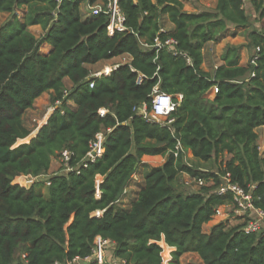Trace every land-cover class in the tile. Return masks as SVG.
<instances>
[{
	"label": "trees",
	"instance_id": "1",
	"mask_svg": "<svg viewBox=\"0 0 264 264\" xmlns=\"http://www.w3.org/2000/svg\"><path fill=\"white\" fill-rule=\"evenodd\" d=\"M244 1L260 25L248 35L254 51L248 63L240 64L242 46L226 45L212 72L202 70L207 43L225 38L228 26L250 24ZM84 2L107 0H0V14L8 16L0 25V264L86 257L80 264H99L90 258L97 237L118 260L101 264H180L186 253L203 264H264V237L243 231L246 217L229 228L219 222L202 230L218 207L231 203L214 193L225 174L264 214V155L256 132L264 127V0H216L214 10L195 12L184 11L180 0H116L125 30L113 35L103 13L82 19ZM22 8L20 19L15 12ZM31 26L41 28L38 38ZM155 38H172L174 50L155 47ZM43 45L50 47L46 53L39 52ZM121 56L129 61L109 76L90 77L92 67ZM155 86L175 104L170 123L140 113L142 106L150 112ZM48 91L58 106L28 143L19 144L29 135L23 115ZM97 134L104 152L83 167ZM177 143L181 151L174 157ZM63 151L70 170L42 178L44 192L36 181L28 189L14 183L20 176L41 178ZM144 156L164 161L144 175L124 208L119 196ZM209 160L215 172L196 166ZM182 174L205 184L176 191ZM94 211L102 213L90 217ZM161 241L173 249L166 263Z\"/></svg>",
	"mask_w": 264,
	"mask_h": 264
},
{
	"label": "rangeland",
	"instance_id": "2",
	"mask_svg": "<svg viewBox=\"0 0 264 264\" xmlns=\"http://www.w3.org/2000/svg\"><path fill=\"white\" fill-rule=\"evenodd\" d=\"M182 5H183L184 11H188V10L190 12L205 11V10L212 11L214 10V7H215V1L214 0H182ZM243 8H244L246 17L249 19L250 24L246 27H239V28L228 26L227 31L225 32L226 37L224 38L225 39L224 41L221 40L218 43H207L204 46L205 50L203 52V64L201 66V68L204 71L212 72L214 67L220 63V56L222 55L223 48L226 45L242 46V49L240 52V64L245 65L248 63L249 59L254 53L253 49L250 47V44H249L250 41H249L248 35L251 30H258L260 25L256 22L255 14H253L252 7L248 1H244ZM80 9H82L81 10L82 13L85 12L86 15L87 14L89 15V13H87L88 11L86 10L84 3L80 5ZM25 10H26L25 8L17 10L15 12L16 16H18V18L21 19L23 13H25ZM85 13H83V15H85ZM7 17L8 16L6 14H0V25L3 22H5ZM163 20H164L162 21L163 26L167 28L168 22L166 21V19H163ZM43 49H44V46L41 47L39 52H43ZM119 60H121V62H123V60L127 61V57L122 56L119 59H116L114 61L111 60L105 63L98 64L92 67L91 71L96 72L98 70L106 68L108 65L116 64L115 62ZM67 88H69V86ZM43 101L44 102H42V104L40 105V111H38L35 115L26 114L24 118L25 124L29 122L31 125H37L38 123H42L44 120L46 121L48 117L51 115L54 107L58 106L56 103L52 104L51 100L48 98H44ZM67 105L70 106L72 105V103L68 102ZM47 114L48 116H46ZM256 132L258 135L257 137V145L259 148L258 150L261 155H264V127H262L261 129L260 127L257 128ZM222 159L223 161H225L228 159V156L224 155ZM185 160L188 164L195 165L193 163L195 159H193L190 155L185 154ZM163 161H164V158L160 159L158 157L148 158V159L141 158V164L136 169L135 178L131 179L128 185L126 186L127 195H125L123 200L119 203L121 206H123L124 208L129 207L132 199L134 198V194H136L139 188L138 186L141 183L144 175L148 173L151 169L160 166ZM213 163H212V160L211 161L209 160L206 164L202 163L196 166L204 167L210 172H212V171H215L217 167L216 164L213 165ZM26 178L27 176L23 178H16L14 180V183L20 184V186L22 187L25 185H28L29 180L28 178L27 179ZM35 181L37 182L36 183L37 185H35V187L37 189L39 188L42 190L44 187L42 185L43 179L38 177ZM173 187H174V190L181 191V192H191V191H196L199 189V186L195 184V182L191 178H189L187 175H184V174L180 175L178 179L174 181ZM235 209L236 208L232 203H228L226 205L218 207L216 210V214L212 218V220L209 223L203 225V228H202L203 232L207 233L214 224L219 223V222L224 223L226 228L235 226L238 223H244V217H239L238 213L235 212ZM160 245L163 246L165 250L164 260L166 263L170 259L169 257L170 248H167L166 246H164L162 242H160ZM111 257H112L111 246L107 245V247L105 248V260L108 262H112ZM179 263L180 264H203L201 260L198 258V256L194 253H186V254L181 255L179 258Z\"/></svg>",
	"mask_w": 264,
	"mask_h": 264
},
{
	"label": "built area",
	"instance_id": "3",
	"mask_svg": "<svg viewBox=\"0 0 264 264\" xmlns=\"http://www.w3.org/2000/svg\"><path fill=\"white\" fill-rule=\"evenodd\" d=\"M56 2H60L61 0H55ZM86 10L89 13V16H97L100 13H103L107 17V33L108 35H113L116 32H123L125 30L123 24V16L116 4V0H107L106 4L97 3L94 5H88L86 3ZM143 47L147 48L146 44H141ZM154 46L161 48L166 47L168 51H173L175 46V41L172 38L166 39L164 42H160L157 38L154 39ZM184 56V54H182ZM189 62V59H187ZM118 64L108 65L106 68L98 70L96 72L91 73L90 77L100 78L103 76H109V74L117 68ZM141 81L140 78L137 79V84ZM89 87H93V81L89 83ZM217 89L214 88V92ZM180 99V95L177 96ZM175 104L171 101V97L161 91L157 86L152 89L151 93V110L149 113L145 112V106H142L140 109V113L144 114L145 117L149 121H153L159 124L170 123L172 120H168L170 113L173 111ZM104 113V110L100 111V115ZM179 151H181V146L177 143L174 149L171 151L174 157L178 156ZM104 152L103 147V138L101 134H97L95 138L89 143V150L85 156V163H83V167H86V162H93L97 158L101 157ZM68 157L69 154L67 151H63L61 153V157L59 162L61 166H63V170L65 172L70 170L68 166ZM25 177V176H24ZM20 178H23L21 176ZM28 178V185L23 186L24 188H30L34 183L37 177ZM26 178V179H27ZM135 178V174L129 178L128 183L131 179ZM220 182L215 187L214 193L218 196H230L231 203L235 206V212H237L241 217L247 218L245 219V225L243 227V231L245 233H259L262 237H264V214L261 210L256 208L252 203V196L250 192H245L240 186L235 183H231L229 181V175L225 174L220 176ZM97 182L99 181V177H97ZM126 184V186L128 185ZM195 184L198 186L204 185V181L197 180ZM20 185V184H19ZM126 186L122 190L118 202L120 203L124 196L127 195ZM117 202V201H116ZM124 202V201H123ZM102 211H94L90 214V217L99 216ZM109 245V242L97 237L93 242L92 247V255L90 258L95 259L99 264L103 262L105 259V248ZM89 260L88 257L83 260H73L71 262H66L65 264H80L81 262H87ZM57 264V263H55Z\"/></svg>",
	"mask_w": 264,
	"mask_h": 264
},
{
	"label": "crops",
	"instance_id": "4",
	"mask_svg": "<svg viewBox=\"0 0 264 264\" xmlns=\"http://www.w3.org/2000/svg\"><path fill=\"white\" fill-rule=\"evenodd\" d=\"M180 1L182 2V0H180ZM214 1L216 2V0H214ZM82 4H83V3H82ZM84 4H85V2H84ZM85 7H86V4H85ZM81 10H82V9H80V14H81L82 19H84V18H86V17L89 16L88 14L86 15L85 12H83V13H85V15H83V13H82ZM188 12H190V11L188 10ZM253 14H254V13H253ZM171 28H172V26L168 23V27L165 28V30L168 31V30H170ZM29 31H30V32H31L36 38H38V37L42 34V30H41V28H40L39 26H31V27H29ZM226 39H227V38H226ZM224 40H225V39L223 38L222 41H224ZM43 46H44V49H43V52H42V53H46V52L50 49V47L47 46V45H43ZM204 50H205V47H204V49H203V52H204ZM121 57H122V56H121ZM126 57H127V61L123 60V62H121V60H119V61H117V62H115V63H116V64H120V63H126V62H128V61H129V57H128V56H126ZM119 58H120V57L115 58V59H113L112 61H114V60H116V59H119ZM201 69H202V68H201ZM202 70H203V69H202ZM69 85H70V84H69L68 80H65V86L68 87ZM51 96H52V92H51V91H48V92L43 93L39 98H37V99L34 101V104H33L32 108L29 109V110H27V111L25 112V114H24L23 117H22V124H23V126H24L25 128H27V129L29 130V135H28L26 138L20 140L18 143H28V142L30 141V139L33 138V137L35 136V134H36L38 128H39L40 126H42V125L45 123V120H44L42 123H38L37 125H31L29 122L25 124L24 118H25L26 114L35 115L38 111H40V105L42 104V102H44L43 99H44V98H48V99H50ZM69 107H74V106H73V104H72V105H70ZM32 117H33V116H32ZM39 125H40V126H39ZM261 128H262V127H260V129H261ZM154 157H158V158L162 159V157H159V156H154ZM154 157H152V156H144L143 158H144V159H148V158H154ZM193 162H196V160H194ZM213 165H215V162L213 163ZM203 170H205V169H203ZM215 171H216V170H215ZM215 171H212V172H215ZM64 172H65V171H64L63 169L60 168L59 160L52 159V160H51V163H50V166H49V169H48V171H47V173L44 174V175H41L40 177L43 178V179H49V178L52 177L54 174H61V173H64ZM20 177H21V176H20ZM23 177H24V176H23ZM42 192H44V189H42ZM238 216L241 217L239 214H238ZM161 242H163V241H161ZM111 245H112V244H111ZM169 250L172 251L173 249L170 248ZM169 253H170V252H169ZM114 261L118 262L117 259H112V262H113V263H116V262H114Z\"/></svg>",
	"mask_w": 264,
	"mask_h": 264
},
{
	"label": "water",
	"instance_id": "5",
	"mask_svg": "<svg viewBox=\"0 0 264 264\" xmlns=\"http://www.w3.org/2000/svg\"><path fill=\"white\" fill-rule=\"evenodd\" d=\"M45 123H46V121H45ZM45 123H44V124H45ZM44 124H43V125H44ZM40 127H41V126H40ZM40 127H39V128H40ZM39 128H38V129H39Z\"/></svg>",
	"mask_w": 264,
	"mask_h": 264
},
{
	"label": "bare ground",
	"instance_id": "6",
	"mask_svg": "<svg viewBox=\"0 0 264 264\" xmlns=\"http://www.w3.org/2000/svg\"><path fill=\"white\" fill-rule=\"evenodd\" d=\"M49 114V113H48ZM48 114L46 115V116H48ZM18 178H20V177H18Z\"/></svg>",
	"mask_w": 264,
	"mask_h": 264
}]
</instances>
